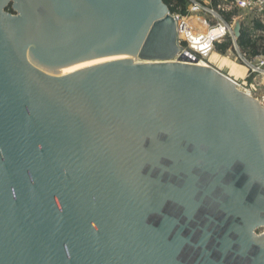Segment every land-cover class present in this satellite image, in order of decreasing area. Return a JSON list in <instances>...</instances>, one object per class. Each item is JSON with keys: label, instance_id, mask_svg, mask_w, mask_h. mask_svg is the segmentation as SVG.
<instances>
[{"label": "water", "instance_id": "water-1", "mask_svg": "<svg viewBox=\"0 0 264 264\" xmlns=\"http://www.w3.org/2000/svg\"><path fill=\"white\" fill-rule=\"evenodd\" d=\"M168 13L0 0V264H264V109L214 70L141 64L189 62ZM27 42L140 62L55 79Z\"/></svg>", "mask_w": 264, "mask_h": 264}, {"label": "built area", "instance_id": "built-area-1", "mask_svg": "<svg viewBox=\"0 0 264 264\" xmlns=\"http://www.w3.org/2000/svg\"><path fill=\"white\" fill-rule=\"evenodd\" d=\"M184 13L169 11L176 32L178 55L191 61H204L216 46L228 43L224 53L233 56L247 72L237 81L216 64H210L218 74L232 80L237 88L249 95L264 108V0H186ZM239 23V36L244 33L246 47L238 45L233 28ZM254 45V47H251ZM260 91L259 93H257Z\"/></svg>", "mask_w": 264, "mask_h": 264}, {"label": "bare ground", "instance_id": "bare-ground-1", "mask_svg": "<svg viewBox=\"0 0 264 264\" xmlns=\"http://www.w3.org/2000/svg\"><path fill=\"white\" fill-rule=\"evenodd\" d=\"M35 49L38 46L34 42H27L24 46L23 56L26 63L35 71L50 78L63 79L69 77L78 72L88 70L91 68L110 65L121 62L137 63V54L129 51H116L106 54H100L75 60L63 61V62H52L40 58L36 53ZM143 65H180L193 67L197 69H203L207 71H212L213 68L207 62L204 61H177L173 60H153V61H143ZM247 97L252 98L247 91H242ZM257 102L256 100H254ZM261 226L264 227V224Z\"/></svg>", "mask_w": 264, "mask_h": 264}, {"label": "rangeland", "instance_id": "rangeland-1", "mask_svg": "<svg viewBox=\"0 0 264 264\" xmlns=\"http://www.w3.org/2000/svg\"><path fill=\"white\" fill-rule=\"evenodd\" d=\"M10 3H7L3 10L7 12V7ZM226 46H229L228 43H223L222 45L216 46V49L210 57L206 60L210 64H216L221 70H223L225 73L227 72L229 76L233 77L237 81L243 80V76L246 74L247 69L240 64V62L236 58V54L233 52V56L228 54V52L224 53V48ZM258 91L257 93H259ZM264 109V108H263ZM255 234H261L264 231L263 226H258L254 228Z\"/></svg>", "mask_w": 264, "mask_h": 264}, {"label": "trees", "instance_id": "trees-1", "mask_svg": "<svg viewBox=\"0 0 264 264\" xmlns=\"http://www.w3.org/2000/svg\"><path fill=\"white\" fill-rule=\"evenodd\" d=\"M162 3L168 8L169 11H175L176 9H179L181 13H184L185 7H186V0H161ZM7 12L14 14V11L11 8V4L7 7ZM238 45L241 47H246L249 44H247V40L245 38L244 33H240L239 39H238ZM251 47H254V45H251ZM228 46H226L223 50H227Z\"/></svg>", "mask_w": 264, "mask_h": 264}]
</instances>
